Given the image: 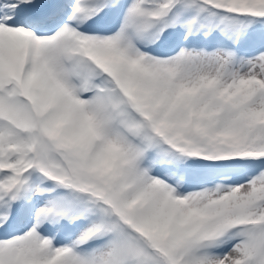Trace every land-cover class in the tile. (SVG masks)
Returning a JSON list of instances; mask_svg holds the SVG:
<instances>
[{
	"label": "snow or ice",
	"instance_id": "1",
	"mask_svg": "<svg viewBox=\"0 0 264 264\" xmlns=\"http://www.w3.org/2000/svg\"><path fill=\"white\" fill-rule=\"evenodd\" d=\"M0 264H264V0H0Z\"/></svg>",
	"mask_w": 264,
	"mask_h": 264
}]
</instances>
